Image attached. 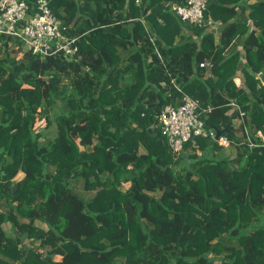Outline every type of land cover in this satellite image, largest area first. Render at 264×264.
Returning <instances> with one entry per match:
<instances>
[{
  "label": "trees",
  "instance_id": "1",
  "mask_svg": "<svg viewBox=\"0 0 264 264\" xmlns=\"http://www.w3.org/2000/svg\"><path fill=\"white\" fill-rule=\"evenodd\" d=\"M185 1L50 0L77 60L0 37V264H264V0H209L217 37ZM181 93L233 157L171 153L156 116Z\"/></svg>",
  "mask_w": 264,
  "mask_h": 264
},
{
  "label": "built area",
  "instance_id": "2",
  "mask_svg": "<svg viewBox=\"0 0 264 264\" xmlns=\"http://www.w3.org/2000/svg\"><path fill=\"white\" fill-rule=\"evenodd\" d=\"M140 2L141 0H135L136 4ZM208 2L209 0H186L174 4L173 8L181 22L213 28L215 22L204 18ZM49 3L50 0H34L32 4L26 0H0V37H10L22 44L24 50L40 58L62 55L68 60H77L79 36L67 33V26L51 11ZM199 66L209 68L210 59L203 60ZM236 107L238 108L237 105ZM210 110L209 105L204 106L198 99L185 93H181L175 105L166 104L161 108L156 116V126L165 136L175 157L183 151L184 144L195 137L210 138L219 145L230 143L221 135L216 139L217 131L205 126L204 118ZM243 115L240 112L241 119ZM244 133L247 135L245 127Z\"/></svg>",
  "mask_w": 264,
  "mask_h": 264
},
{
  "label": "rangeland",
  "instance_id": "3",
  "mask_svg": "<svg viewBox=\"0 0 264 264\" xmlns=\"http://www.w3.org/2000/svg\"><path fill=\"white\" fill-rule=\"evenodd\" d=\"M11 48H15V46L13 45ZM24 48H25L24 46L21 47V49H23V50H24ZM47 132H48L47 136H52V137L54 138V136L56 135V134H55V131H53L52 127L49 128V131H47ZM191 142H192V143H191L190 147L187 148L186 150L182 151V153H184V154H186V155H187V154H192V153H197V154H199V150L196 149V146H195L194 140H192ZM204 143L206 144V151H207L206 153H207V155H210L212 158L215 157V153H216L217 158H218V157H221V156L223 155V153H224L226 150H228L226 146H225L224 149H217V150L214 149V150H213V149H212V143H213L212 140H207V139H205V140H204ZM193 148H195V150H194ZM224 150H225V151H224ZM179 164H180V166H183V165L185 164V162L182 160V161H180ZM20 174H22V173H19V174L16 176V178L19 177ZM128 185H129L128 183H124V184L122 185L121 188L124 190L125 188L128 187ZM78 187H79V186H78ZM78 187H77V188H78ZM78 190L82 192V188H81V187H79ZM54 258L57 259V258H58L57 255L54 256ZM215 264H220V262H219L218 260H216V263H215Z\"/></svg>",
  "mask_w": 264,
  "mask_h": 264
},
{
  "label": "crops",
  "instance_id": "4",
  "mask_svg": "<svg viewBox=\"0 0 264 264\" xmlns=\"http://www.w3.org/2000/svg\"><path fill=\"white\" fill-rule=\"evenodd\" d=\"M212 29H214L215 30V37H217L218 36V33H219V26H218V24L217 23H215V27H213ZM239 44V43H238ZM235 48V50H239L240 48H241V46L240 45H237V43L236 42H233V44L231 45V47L230 48ZM234 48H233V50H234ZM206 68H208V67H206ZM259 74L260 73H256L255 75H256V77L257 78H259ZM260 79V78H259ZM234 82L237 84V85H239L240 84V78L239 77H235L234 78ZM233 107H236V105H233ZM237 108V107H236ZM232 110H233V108L232 109H230L229 111H228V114H230L231 112H232ZM241 121H242V119L241 118H235V119H233L232 120V124L234 125V127L236 128V129H238L237 130V132H236V136L237 137H240V138H242V140H244L245 139V137H244V135H243V133H242V131L239 129V125H240V123H241ZM221 146H223V149L225 148V146L227 147V149L228 150H224L225 152H224V154H227L230 158L231 157H233L234 155H235V148L233 147V146H231V144L229 145H221ZM19 173H22L21 171L20 172H18V174ZM17 174V175H18ZM22 176H23V173L22 174H20V176L19 177H17V178H22ZM57 259L56 260H59L60 259V256L59 255H57Z\"/></svg>",
  "mask_w": 264,
  "mask_h": 264
},
{
  "label": "water",
  "instance_id": "5",
  "mask_svg": "<svg viewBox=\"0 0 264 264\" xmlns=\"http://www.w3.org/2000/svg\"><path fill=\"white\" fill-rule=\"evenodd\" d=\"M213 1H215V0H213ZM252 70H253V69H252ZM254 72L256 73V71H254ZM259 78H260L261 80H263V75H262L261 73L259 74ZM221 132H222V131H217V132H216V137H215L216 139L221 135Z\"/></svg>",
  "mask_w": 264,
  "mask_h": 264
}]
</instances>
